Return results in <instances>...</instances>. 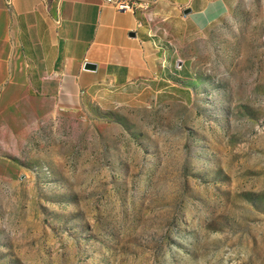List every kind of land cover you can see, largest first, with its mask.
<instances>
[{"label":"rangeland","instance_id":"obj_1","mask_svg":"<svg viewBox=\"0 0 264 264\" xmlns=\"http://www.w3.org/2000/svg\"><path fill=\"white\" fill-rule=\"evenodd\" d=\"M173 35L106 106L0 81V264H264V0Z\"/></svg>","mask_w":264,"mask_h":264},{"label":"crops","instance_id":"obj_2","mask_svg":"<svg viewBox=\"0 0 264 264\" xmlns=\"http://www.w3.org/2000/svg\"><path fill=\"white\" fill-rule=\"evenodd\" d=\"M110 1L119 0H0V81L10 95L23 90L69 113L111 104L103 97L172 74L169 47L184 44L175 31L202 34L237 2L128 0L132 9L120 11Z\"/></svg>","mask_w":264,"mask_h":264},{"label":"built area","instance_id":"obj_3","mask_svg":"<svg viewBox=\"0 0 264 264\" xmlns=\"http://www.w3.org/2000/svg\"><path fill=\"white\" fill-rule=\"evenodd\" d=\"M8 5L11 4L12 0H5ZM120 11H128L132 9V5L128 0L110 1Z\"/></svg>","mask_w":264,"mask_h":264},{"label":"water","instance_id":"obj_4","mask_svg":"<svg viewBox=\"0 0 264 264\" xmlns=\"http://www.w3.org/2000/svg\"><path fill=\"white\" fill-rule=\"evenodd\" d=\"M86 68L93 69V70L96 69V67L94 65H90V64L86 65Z\"/></svg>","mask_w":264,"mask_h":264}]
</instances>
